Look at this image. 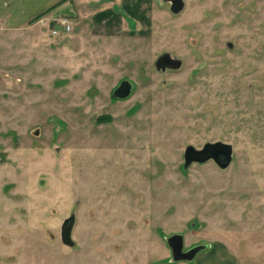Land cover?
<instances>
[{"label":"rangeland","instance_id":"obj_1","mask_svg":"<svg viewBox=\"0 0 264 264\" xmlns=\"http://www.w3.org/2000/svg\"><path fill=\"white\" fill-rule=\"evenodd\" d=\"M91 1L27 23L0 9V264L209 261L166 263L176 233L264 264V0H184L178 15L153 0L144 25L104 24L90 11L118 3ZM164 53L181 69L158 71ZM218 141L227 169H184L188 146Z\"/></svg>","mask_w":264,"mask_h":264},{"label":"water","instance_id":"obj_2","mask_svg":"<svg viewBox=\"0 0 264 264\" xmlns=\"http://www.w3.org/2000/svg\"><path fill=\"white\" fill-rule=\"evenodd\" d=\"M164 1L170 3V10L175 15L180 14L185 8L184 0ZM229 47H233V44L229 43ZM155 65L158 71L166 72L167 70L181 69L183 62L181 59L172 56L170 53H164L157 59ZM133 89L134 85L131 81L123 80L114 90L113 95L118 99H127L131 96ZM233 154V145L222 141L206 143L202 149H197L190 145L185 151L184 169L187 170L194 163L202 164L211 160L214 161L221 169H227L233 161ZM74 222V216H71L64 221L62 239L64 244L68 246L74 245V241L72 240ZM166 242L172 253L169 262H192L199 253L210 248L209 243H201L185 250L184 235L179 233L167 236Z\"/></svg>","mask_w":264,"mask_h":264},{"label":"crops","instance_id":"obj_3","mask_svg":"<svg viewBox=\"0 0 264 264\" xmlns=\"http://www.w3.org/2000/svg\"><path fill=\"white\" fill-rule=\"evenodd\" d=\"M111 2L114 1L113 3H118L116 4L113 9L110 8V6H103L104 8H93L92 11H96L98 15L100 14V17H105L108 19L107 22L103 21L105 24H112L113 21L119 20V22L124 24L126 19H131L135 20V22H140L142 25L145 24V21L147 20V12L150 13V9L153 4V0H110ZM62 3H71L76 10L78 11L77 6L75 4V0H0V9L1 10H7L11 12H16L17 17L20 13V16L18 18L21 19L23 23H27L30 21V19H33L34 17H37L43 12H46L47 10L56 7ZM91 4H97V7H100V1L99 0H94V2L91 1ZM28 13V14H27ZM29 13H32L29 15ZM73 17L75 15L70 14ZM96 15H93L90 19V29H96L98 27V23L95 20ZM60 17H68L66 16H59L56 18ZM55 18V19H56ZM45 21V19L43 20ZM47 22V20H46ZM102 23V21H100ZM105 25H101L103 27ZM108 26V25H107ZM87 28V27H86ZM87 32V30L85 31ZM92 33V32H91ZM67 34V33H66ZM83 38V37H82ZM81 38V39H82ZM77 41V39H76ZM207 254V256H210V259H208L207 263L206 262H200L199 264H238L236 261L235 257L233 254L229 251L222 250L220 252H216L214 249V246L210 244V248L205 250L202 254ZM202 254H198L195 259H197L198 262V257ZM166 263H170L169 259L166 260Z\"/></svg>","mask_w":264,"mask_h":264},{"label":"built area","instance_id":"obj_4","mask_svg":"<svg viewBox=\"0 0 264 264\" xmlns=\"http://www.w3.org/2000/svg\"><path fill=\"white\" fill-rule=\"evenodd\" d=\"M42 23L45 24L46 21H42ZM50 25L53 26L54 35H59L60 33H69L72 30V24L69 17L56 18L51 21Z\"/></svg>","mask_w":264,"mask_h":264},{"label":"trees","instance_id":"obj_5","mask_svg":"<svg viewBox=\"0 0 264 264\" xmlns=\"http://www.w3.org/2000/svg\"><path fill=\"white\" fill-rule=\"evenodd\" d=\"M53 8H55V7H53ZM53 8H51V9H53ZM51 9H49V10H47L46 12H43V13H41L40 15H38V16L34 19V21L37 20V19H40V17L44 16V15H45L47 12H49Z\"/></svg>","mask_w":264,"mask_h":264},{"label":"flooded vegetation","instance_id":"obj_6","mask_svg":"<svg viewBox=\"0 0 264 264\" xmlns=\"http://www.w3.org/2000/svg\"><path fill=\"white\" fill-rule=\"evenodd\" d=\"M166 244H167V242H166ZM167 247H168V245H167ZM190 247H191V246H189V247H185V250L188 249V248H190ZM171 254H172V253H171Z\"/></svg>","mask_w":264,"mask_h":264}]
</instances>
